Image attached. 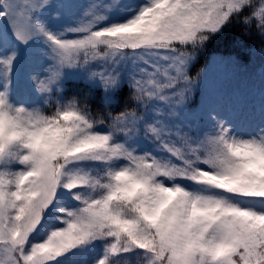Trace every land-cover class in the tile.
<instances>
[{"label":"snow or ice","instance_id":"1","mask_svg":"<svg viewBox=\"0 0 264 264\" xmlns=\"http://www.w3.org/2000/svg\"><path fill=\"white\" fill-rule=\"evenodd\" d=\"M52 2L0 0V18H8L21 43L43 37L50 46L48 75L32 77L37 88L51 93L65 67L98 62L102 70L89 75L110 89L120 83L121 62L132 58L128 84L137 106L105 117L73 97L55 100L54 111L45 113L14 106L5 85L0 91V264H50L96 240L105 244L94 264H264V206L242 202L250 197L264 203V183L252 179L264 176V129L251 139H237L218 121L214 133L197 137L193 125L185 130L169 123L194 83L186 72L189 57L177 45L199 46L205 33L232 18L264 34V0H148L126 22L103 28L93 27L104 19L93 3L85 11L92 19L58 33L38 16ZM125 32L143 33L144 39L140 44L105 39ZM154 40L164 43L152 46ZM15 55L0 58L5 75ZM154 100L162 104L149 121L146 112ZM100 125L108 131L97 130ZM141 132L167 155L138 153L129 141ZM241 146L253 151L241 153ZM89 160L101 162L103 170L71 168ZM118 161L124 163L117 167ZM16 162L23 168L14 170ZM160 175L172 183L153 182ZM178 180L193 183L188 188ZM60 188L72 192L80 206L61 208L57 219L63 226L42 241H30Z\"/></svg>","mask_w":264,"mask_h":264},{"label":"rangeland","instance_id":"2","mask_svg":"<svg viewBox=\"0 0 264 264\" xmlns=\"http://www.w3.org/2000/svg\"><path fill=\"white\" fill-rule=\"evenodd\" d=\"M17 2H21V0H17ZM147 2L148 0H53L51 5L44 7L38 12V16L49 30L58 33L67 27L78 26L81 21L87 22L92 19V16H85V11L91 4L95 3L97 4V14L103 15L104 19L99 20L93 27L103 28L112 24L126 22L128 19L134 17L138 13L140 7ZM0 10H2V6H0ZM67 35L69 38H73V35L78 34L68 33ZM12 53L16 55L10 73L5 75L7 69L0 63V91H4L5 85H7L8 99L14 106H23L27 109H43L46 100H49L50 97L51 99L56 98V92L58 91L57 87H59L60 81L66 76L72 75V71H77L76 67H65L62 71L60 80L52 87V89H54L52 92H54L55 95L51 96V93H42L37 88L36 82L32 77L38 75L40 78H44L48 75L46 69L53 63L48 55V53H50L49 44L45 42L43 37H35L26 44L21 43L14 35L8 18H0V58H6ZM191 60L192 59L189 57L186 65L187 74ZM217 60L220 59L217 58ZM217 62L218 61L211 62V68L208 74L206 73L200 79L197 77L192 78L194 81L192 87L186 93L184 101L175 106L177 114L175 117L169 119V123L174 126L180 125L185 128V130H189L187 126L191 124L193 125L190 129L191 133L194 136L202 137L205 133H214L217 122L223 121L225 126H227L231 133L237 138L247 139L257 136L260 130L264 129V99L263 102L260 103V99L253 101L252 98L254 96L264 97V89H260L257 86H243L244 83L243 85L228 83L226 77L229 75L231 68L226 65L225 68H223L219 66ZM136 63L143 66V63L140 61ZM91 67H93L91 69L92 71L102 70V65L98 62H93ZM119 67L121 70V80L119 84L125 81L128 83L129 74L134 70L132 58L123 60ZM82 69L87 70L89 67ZM94 79L95 81L90 82L100 86L105 91H111L116 88L115 86L110 89H105L98 77ZM199 81H204V84L199 85ZM196 95L201 97L197 100V106L192 103L196 102ZM160 104H162V102L154 100L148 105L146 118L149 121L158 116V113L154 112L153 109ZM187 106L196 107V110H189ZM141 110H143L142 106ZM165 110L167 111V109ZM97 130L103 132L108 131L107 127L104 125L97 126ZM119 139L123 142V137ZM129 143L135 147L138 153L149 152L157 156L167 155V153L162 152L152 140L144 136L142 132L129 141ZM123 163V161H118L115 166L118 167ZM11 167L14 170H19L23 168V165L16 162ZM96 167L103 170V164L101 162L90 160L71 166L73 170L77 168L93 170L96 169ZM177 182L182 183L188 188H191L193 183L180 182V180ZM164 183L171 184L172 181L165 179ZM73 191L83 190L76 189ZM242 202L264 206V203L255 201L250 197H242ZM79 206L80 202L74 199L72 192L60 188L56 200L45 213V218L53 220L49 224H57L55 226L52 225V227H62V222L57 219V217L63 215L60 209H76ZM50 230V228L41 230L39 226L35 232L42 231L43 237L38 241L44 240ZM37 239L38 238L34 235L30 237V241H36ZM76 250L77 248L69 264H88L86 258L77 253ZM64 256L65 255L62 257Z\"/></svg>","mask_w":264,"mask_h":264},{"label":"trees","instance_id":"3","mask_svg":"<svg viewBox=\"0 0 264 264\" xmlns=\"http://www.w3.org/2000/svg\"><path fill=\"white\" fill-rule=\"evenodd\" d=\"M177 46L181 51H192L190 45ZM216 57L220 60H217ZM190 58L192 60L189 64L188 74L191 77L200 79L209 73L211 62L218 61L219 66L225 68L226 65L231 68L230 75L227 76L231 83L264 85V34L259 33L254 25H245L240 19L232 18L217 31L211 33L203 46ZM199 85H203V81H199ZM60 89L56 101L63 103L75 97L78 103H86L93 115L100 113L107 117L109 112L117 114L128 107L137 106L136 102L131 99L132 90L126 84H122L108 95L95 84L80 78H67L63 81ZM198 99L200 96H197L196 102L193 103L197 104ZM55 107L53 100L44 106V111L45 113L54 111ZM104 244V241L96 240L80 248L85 258L92 259L94 253L89 248H98L102 256ZM60 260L52 261L50 264H65L66 260L62 262Z\"/></svg>","mask_w":264,"mask_h":264},{"label":"clouds","instance_id":"4","mask_svg":"<svg viewBox=\"0 0 264 264\" xmlns=\"http://www.w3.org/2000/svg\"><path fill=\"white\" fill-rule=\"evenodd\" d=\"M154 35H159V33H156ZM204 36H205V41H206L209 38V34L205 33ZM105 39H112V40L117 41V42H124L125 40H127V41H130L131 43L140 44V42L144 39V34L143 33H126V32L125 33H115V34H112L110 36H106ZM163 43L164 42L161 40H154L152 46H162ZM168 44L170 45L171 41H168ZM185 46H189V45H185ZM190 46H191L192 51L185 52L187 57L194 56L197 53V51L203 46V44H201L199 46H196V45H190ZM188 77L192 79V77H190L189 75H188ZM21 107H23V106H21ZM237 139H243V138H237ZM247 139H251V138H247ZM239 151L241 153H243V152L253 151V149L250 147H247V146H241ZM201 159H205V158L201 157ZM165 179H168V178L163 176V175H160V176L154 177L153 182H162ZM252 179L258 181L259 183H264V176L257 175L255 177H253ZM228 242H229V240L225 239L223 242V245H226Z\"/></svg>","mask_w":264,"mask_h":264}]
</instances>
